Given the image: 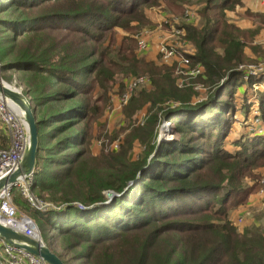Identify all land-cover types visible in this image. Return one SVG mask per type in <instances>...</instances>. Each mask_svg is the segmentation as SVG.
Masks as SVG:
<instances>
[{
  "label": "trees",
  "instance_id": "trees-1",
  "mask_svg": "<svg viewBox=\"0 0 264 264\" xmlns=\"http://www.w3.org/2000/svg\"><path fill=\"white\" fill-rule=\"evenodd\" d=\"M161 1L173 13L186 11L187 0L0 2V74L19 73L38 123L32 191L65 206L39 212L43 241L65 264H264V229L241 231L229 217L256 189L248 180L264 167V134L234 153L224 146L249 33L227 12L243 0H198L201 20L183 29L195 48L187 52L191 66L201 64L203 72L183 86L174 74L179 61L170 67L144 59L133 35L148 22L144 10ZM116 28L129 35L118 41ZM128 75L149 77L150 87L126 110L131 116L148 105L145 123L134 132L145 155L129 162L127 151H115L96 161L86 150L91 121L117 78ZM196 84L207 90L205 99L194 101ZM260 114L264 123V91ZM164 121L180 137L159 141ZM105 190L118 195L104 203ZM18 192L14 187V202L26 205ZM69 237L78 243L69 244ZM55 238L64 241L62 252Z\"/></svg>",
  "mask_w": 264,
  "mask_h": 264
},
{
  "label": "rangeland",
  "instance_id": "rangeland-1",
  "mask_svg": "<svg viewBox=\"0 0 264 264\" xmlns=\"http://www.w3.org/2000/svg\"><path fill=\"white\" fill-rule=\"evenodd\" d=\"M184 7L186 11L183 15L173 13L163 1L160 2V5L146 8L144 11L148 22L144 26L136 29L133 35L135 38L141 34H144L143 37L147 36L148 38L152 35H157L158 37L161 30L163 31L161 41H169L176 45L181 51L194 53V51H192L193 45L185 39L186 31L183 29V25L190 24L191 22L198 24L201 20L198 11L202 6L198 4V0H187V4L184 5ZM132 25H137V23L133 22ZM178 31L182 32L178 33ZM258 32L259 29L252 30L247 33V36L245 35V41L247 43L245 46V56L248 62L245 63L246 66L239 68V70L244 73L243 77L238 81L242 85L238 87L235 95L231 97V101H233L236 105H234L233 112L229 113L231 117V128L225 137L224 146L228 151L233 153L240 150L242 144L250 137L264 134V123L260 118V96L264 91V46L259 45V43L256 42V40L259 39ZM116 33L118 41H120L122 37L129 35V33L122 28H116ZM149 48L144 50L147 52L139 51L140 56L144 59H147L146 55L148 51H150ZM154 62L174 67L171 63L163 62L159 56L158 60H154ZM18 74L19 73L16 70H10L5 72L3 75L0 74V77L5 82L16 88H21L24 91L23 84L20 83L21 81ZM174 74L177 77V82L180 86L187 84L190 85L192 82L197 81V77H183L182 75H179L176 70L174 71ZM139 76H144L149 79V77H147L148 75ZM135 77L137 76L128 75L117 78L116 82L109 90V102L105 108L101 110L100 114L98 116L96 115L91 121L89 142L86 145V150H88L87 154L90 158H97L98 160L96 161H100V159H102V153L127 151L128 154L126 158H128L129 162H133L145 155V145H143L134 135V132L135 129L145 123L148 105L142 106L131 116L127 115L126 110L127 106L130 104L131 98L135 97L139 91L150 87V85L148 86L146 84L145 86L136 90L134 89L133 91L128 90V88L126 89L127 82L132 81ZM195 87V89L200 92V95L195 96L194 101L205 99L207 90L199 84H196ZM230 87L231 86H229V88ZM242 89H244V91ZM125 93L129 95L122 96ZM134 108H136V106H132L130 111ZM2 125L4 124L0 121V127ZM52 127L54 126H50V128ZM172 128V122L164 121L161 123L158 127L159 141H171L180 137L178 133H174L172 131ZM7 133L3 129H0V149L8 148L10 146V136ZM256 173L258 174L256 179L248 180L250 185L258 183L256 189H254L245 202H242L230 209L229 217L235 226H237L241 231L244 230L245 227H251L252 225L259 226L264 229V201L262 196L261 198L259 196V194L261 195L260 191L264 186V167L257 169ZM103 192L107 196L108 193L113 191L105 190ZM18 193L19 195L17 197H21V199L25 201L26 205L22 206L19 204L17 205L16 203L15 204L22 210L23 213L35 220L43 240L39 224L40 221L37 217L39 216V212H43L36 209L32 203L30 204L21 193V190H19ZM252 195L256 198H254L252 204H249L251 203L249 200ZM43 202L48 203L49 201L43 200ZM76 202L81 203L79 201ZM241 218L243 220L242 222L240 221ZM55 241L56 250L58 252H62L64 241L57 240L56 238ZM66 241L73 246L78 243V240L73 237H69ZM84 248V244L75 248L69 255H67V258L80 253ZM4 253L5 251L0 249V255H4ZM72 264H83V262L82 260H79Z\"/></svg>",
  "mask_w": 264,
  "mask_h": 264
},
{
  "label": "built area",
  "instance_id": "built-area-1",
  "mask_svg": "<svg viewBox=\"0 0 264 264\" xmlns=\"http://www.w3.org/2000/svg\"><path fill=\"white\" fill-rule=\"evenodd\" d=\"M182 31H178L181 33ZM144 34L137 37L139 51L148 49V43ZM159 57L165 63H172L179 61V69L177 73L187 75L189 77L197 76L203 72V66L197 64L191 66V59L187 52L179 50V48L169 41H161L159 43ZM248 76V75H247ZM149 79L140 76L127 82L128 90L144 86ZM124 94L122 96H127ZM31 103V102H30ZM0 121L4 124L8 135L10 136V146L8 148L0 149V179L6 177L13 171L17 170L21 165L24 154L29 147V129L25 120L24 114L17 110V107L9 99L5 98L0 93ZM34 174H30L25 180H21L16 184L15 188L21 190V193L27 201L33 204L36 209L41 212L49 211V207L55 204L45 203L37 198L32 186L34 183ZM264 201V186L260 191ZM14 188L7 187L0 191V221L15 230L23 232L30 237H36L43 242L41 234L35 220L22 212V210L15 204L13 200ZM242 222V218L240 219ZM0 245L5 251L4 255H0L2 261L0 264H47L38 257L33 256L26 250L17 248L8 243L4 238L0 237Z\"/></svg>",
  "mask_w": 264,
  "mask_h": 264
},
{
  "label": "water",
  "instance_id": "water-1",
  "mask_svg": "<svg viewBox=\"0 0 264 264\" xmlns=\"http://www.w3.org/2000/svg\"><path fill=\"white\" fill-rule=\"evenodd\" d=\"M1 2V0H0ZM0 93L11 102H13L17 108L21 110L24 114L25 120L29 129V147L26 150L23 160L19 168L6 177L0 179V191L11 187L14 188L21 180H25L30 174H35L36 169V157L38 150V123L34 113L32 104L30 103L27 95L24 93L23 89L16 88L11 84L5 82L0 77ZM132 183V182H131ZM118 194L115 192H110L107 194V201L110 202L115 199ZM80 209H85L82 203H75ZM64 205L57 206L52 205L49 207L50 210H62ZM0 237L4 238L8 243L12 244L17 248L26 250L28 253L35 257L40 258L47 264H65L63 259L54 251H52L44 242L40 241L36 237H30L25 235L23 232L15 230L9 226L4 225L0 221Z\"/></svg>",
  "mask_w": 264,
  "mask_h": 264
},
{
  "label": "crops",
  "instance_id": "crops-1",
  "mask_svg": "<svg viewBox=\"0 0 264 264\" xmlns=\"http://www.w3.org/2000/svg\"><path fill=\"white\" fill-rule=\"evenodd\" d=\"M227 15L231 22L235 23L242 29H246L249 31L259 29V39H257L256 42H258L259 45L264 46V0H243L241 5L237 6L234 10L228 11ZM162 34L163 31L160 30V34L158 35V37L157 35H152L149 38L145 36V39L148 43V48L150 47V51H148L146 55L147 60H158L159 43H161L159 41H161ZM194 50L195 48L193 47L192 51ZM242 90L244 91V89ZM0 129H3L7 133V130H5L6 128L3 125L0 127ZM259 196L261 198L260 194ZM254 198L256 197L252 195L251 199L249 200L251 203L249 204L253 203ZM0 249H2L1 245Z\"/></svg>",
  "mask_w": 264,
  "mask_h": 264
},
{
  "label": "bare ground",
  "instance_id": "bare-ground-1",
  "mask_svg": "<svg viewBox=\"0 0 264 264\" xmlns=\"http://www.w3.org/2000/svg\"><path fill=\"white\" fill-rule=\"evenodd\" d=\"M16 106V105H15ZM17 107V106H16ZM17 109H19V108H17ZM19 111L21 112V110L19 109Z\"/></svg>",
  "mask_w": 264,
  "mask_h": 264
}]
</instances>
